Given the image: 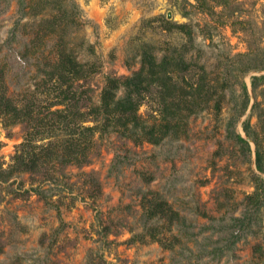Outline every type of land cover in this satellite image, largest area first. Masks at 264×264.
I'll return each instance as SVG.
<instances>
[{"label": "rangeland", "instance_id": "obj_1", "mask_svg": "<svg viewBox=\"0 0 264 264\" xmlns=\"http://www.w3.org/2000/svg\"><path fill=\"white\" fill-rule=\"evenodd\" d=\"M233 1L234 14L211 0H0V264H264L254 145L230 137L246 120L261 136L250 106L230 120L241 83L251 105L264 74L235 57L264 46V0ZM144 53L174 79L143 76L151 92L130 122L112 106L86 115L71 161L59 84L90 111L112 79L124 95ZM26 138L60 148L18 171Z\"/></svg>", "mask_w": 264, "mask_h": 264}, {"label": "trees", "instance_id": "obj_2", "mask_svg": "<svg viewBox=\"0 0 264 264\" xmlns=\"http://www.w3.org/2000/svg\"><path fill=\"white\" fill-rule=\"evenodd\" d=\"M195 1L200 4V6L206 4L207 2V0ZM211 2H214V5L222 7L225 11L228 10L229 14L230 7L232 8L231 14H234L233 12L236 11L235 6L238 5L235 1H233L231 3L232 5L230 6V0H211ZM235 57L240 59L244 58L247 60L245 63L246 66L242 65L243 72L264 71V46L261 48L258 46L255 50L250 49L248 52L238 54ZM259 58H261L260 61ZM66 60L70 62L71 66L73 67L72 70L78 67L76 62L69 57H66ZM173 72L174 71L170 68V63L166 62L165 58H161V60L158 61L154 55H147L144 53L142 64L135 76L119 81L120 85L125 91L122 97L114 99L116 96L112 89L114 88L113 83H116V79H112L110 80V86L108 85L103 91L102 104L98 107L90 108V111H83V108L81 107L83 104V99L79 91L70 85L64 87L63 84H59L58 96L55 97L57 100L55 101L54 105H61L63 106V109L55 111V113L60 115L59 118L60 120L62 119L60 121L61 125H64V128H68L71 131L72 136L77 134L76 130H80V133L78 132L79 135L85 130L92 129L83 126L87 118L86 115L91 116L93 122H97L100 116H107L110 111V106L115 107V110L119 111L120 116L123 118L122 120L125 123L130 122L129 120H134V113L138 109L142 100L151 92L150 83H147L143 86V76H148L150 80L152 77L156 76V78L161 81H172L174 79ZM69 73L73 76L77 74L78 71H70L68 74ZM240 89L241 93L239 97L242 99L240 109L234 114L233 119L230 120V125H235V123L244 115L245 111L250 106L251 112L257 119V124L260 126L261 136H258L252 131L249 120L243 122L242 130L245 136L248 137L254 145L255 169L260 175H264V105L262 101H257L258 95L264 96V74L253 76L251 78L250 89L252 93L251 95L254 97V101L251 105L247 87L244 83H241ZM161 102H163L165 106L166 100L163 96L161 97ZM230 137L233 138L237 143L243 145L248 153L250 152L249 142L241 137V135L235 133L234 131H230ZM77 139V136H74L69 141L68 154L72 156L71 161L78 160L77 150L78 148L81 149V146L78 144ZM58 147L59 143L54 144L53 146L52 144L35 146L32 138L24 139L23 143L17 148L14 156V161H16L17 164L16 170L30 172L37 169V162L39 160L40 153H42L41 151L50 150L53 152L54 149ZM260 175H253L254 192L251 196H248L247 199L250 201L254 200L256 203L262 204L264 207V178H262ZM261 236L262 242L264 243V228L262 230Z\"/></svg>", "mask_w": 264, "mask_h": 264}, {"label": "water", "instance_id": "obj_3", "mask_svg": "<svg viewBox=\"0 0 264 264\" xmlns=\"http://www.w3.org/2000/svg\"><path fill=\"white\" fill-rule=\"evenodd\" d=\"M168 18H170V15H168ZM244 139L250 142V139L248 137L244 136Z\"/></svg>", "mask_w": 264, "mask_h": 264}]
</instances>
